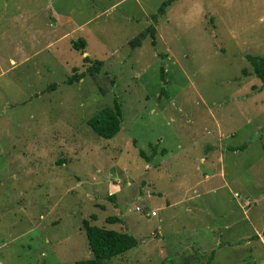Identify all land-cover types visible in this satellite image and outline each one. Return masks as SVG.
Returning a JSON list of instances; mask_svg holds the SVG:
<instances>
[{
  "label": "rangeland",
  "instance_id": "374dc122",
  "mask_svg": "<svg viewBox=\"0 0 264 264\" xmlns=\"http://www.w3.org/2000/svg\"><path fill=\"white\" fill-rule=\"evenodd\" d=\"M163 1L0 0V264L91 257L84 220L137 238L109 264H264V0Z\"/></svg>",
  "mask_w": 264,
  "mask_h": 264
},
{
  "label": "trees",
  "instance_id": "16d2710c",
  "mask_svg": "<svg viewBox=\"0 0 264 264\" xmlns=\"http://www.w3.org/2000/svg\"><path fill=\"white\" fill-rule=\"evenodd\" d=\"M174 1L176 0L163 1L158 12L153 14V21L157 22L159 16L164 14ZM155 30V25L151 24L146 29V32H141L131 41L132 47L140 46L142 40L147 36V32L151 35L152 42L155 44ZM72 46L83 53L86 47V40L84 38H79L77 41L72 42ZM247 59L253 68L254 74L262 81V86L264 87V56L248 54ZM83 60L85 62H93V64L85 73L76 74L70 77L67 81L69 84H72L75 80L83 78L86 74L99 75L102 72L103 60L96 59L92 61L88 55L85 56ZM163 71L164 69L162 68L161 72L163 73ZM122 121V107L116 97L113 105L104 107L96 115L90 118L88 123L99 136L112 138L120 131ZM140 153L144 155L142 151H140ZM93 218L95 219L96 216L93 215ZM106 220L109 223H115L120 221V218L118 216H109ZM84 231L87 236L88 247L91 250L92 256L87 259L79 260L75 262V264H109L108 261L113 257L122 255L138 245V240L133 234L103 226H97L91 224L88 220H84Z\"/></svg>",
  "mask_w": 264,
  "mask_h": 264
},
{
  "label": "crops",
  "instance_id": "0c3cea01",
  "mask_svg": "<svg viewBox=\"0 0 264 264\" xmlns=\"http://www.w3.org/2000/svg\"><path fill=\"white\" fill-rule=\"evenodd\" d=\"M23 20H24V18H22ZM34 35H35V37H34ZM32 37L34 38V39H37V37H38V34L36 33V34H34ZM12 62L13 63H15V61L14 60H12ZM149 166V167H148ZM146 167H148V168H151L150 167V165H146ZM207 176V175H206ZM119 190H120V186L117 184V183H113L112 185H111V188L109 189V195H111L112 193L113 194H117L118 192H119ZM115 197V196H114Z\"/></svg>",
  "mask_w": 264,
  "mask_h": 264
},
{
  "label": "built area",
  "instance_id": "2783aa9c",
  "mask_svg": "<svg viewBox=\"0 0 264 264\" xmlns=\"http://www.w3.org/2000/svg\"><path fill=\"white\" fill-rule=\"evenodd\" d=\"M151 214H152V215H155V211H152Z\"/></svg>",
  "mask_w": 264,
  "mask_h": 264
}]
</instances>
